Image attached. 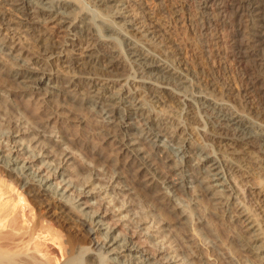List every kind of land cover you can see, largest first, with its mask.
I'll return each instance as SVG.
<instances>
[{
  "label": "bare ground",
  "instance_id": "1",
  "mask_svg": "<svg viewBox=\"0 0 264 264\" xmlns=\"http://www.w3.org/2000/svg\"><path fill=\"white\" fill-rule=\"evenodd\" d=\"M80 2L0 0V91L4 93L0 92L3 96L0 101L4 103L3 107L0 105V112L9 115L14 97L28 98L36 116L44 120L43 127L51 128L68 122L88 132L92 139L97 138L106 144L101 155L98 154L100 142L93 146L96 151L94 157H97L94 161L103 170L92 168L89 174H85L81 164L73 165L77 161L73 150L52 146L45 128L35 132L32 126H27L22 118L17 117L3 123L7 130L0 132V168L19 183L32 200L42 205L49 216L71 230L67 237L68 258L63 264H163L162 259L166 264H174L182 252L187 255L189 263L196 258H205L207 264H264V241L255 244L264 239L261 236L264 234L263 217L246 204L247 196L242 197L241 186L231 180L230 168H227V164H231L241 170L245 164L234 155L248 153L254 140L264 142V127L234 111L226 101H216L215 96L198 85L192 89L190 98H180L182 94L173 90L169 83L174 81L182 84L181 87L190 85L191 79L183 69L171 65L161 53L155 54L144 44L131 39L129 20L125 21L128 26L124 30L116 26V20H107L104 16L95 24L90 21L95 10L92 9L94 15L91 14L92 11ZM89 2L109 9L104 10L107 13H110L111 6H116L115 0ZM197 2L203 9L201 17L206 23L216 20L209 12L212 9L226 11L237 19V25L229 33L235 57L249 56L264 64V0ZM96 12L100 16L104 14L101 8H96ZM217 20L227 22L221 16ZM241 30L245 33V41L234 37ZM114 35L122 38V46L116 51L107 47ZM22 39L35 46L36 56H24L28 46L23 47ZM54 59L60 62L63 73L36 64L53 66ZM127 65L135 71V76L123 72ZM248 79L253 83L256 75L251 74ZM117 84L120 88L116 87ZM164 97L183 100L187 109L185 118L195 119L193 109L197 103L202 111H210L207 129H199L198 133L201 137L223 143V147L219 145L218 149L211 143L198 148V154L190 155L192 150L188 147V140L177 133L183 129L185 134H189L184 119L183 122L168 120L171 122L168 125V122L153 118L157 113L156 103L164 101ZM31 133L35 135L33 138H25V134ZM68 134L61 136L64 143L71 138ZM104 149L108 151L103 153ZM189 157L204 166L195 168L187 160ZM258 169L259 172L264 171V165ZM94 179L106 182L96 185L92 182ZM87 186L89 190H86ZM116 188L123 192L117 194L125 198L136 195L145 200L159 215L158 221L144 228L142 223L153 220L147 221L148 216H141L140 220L134 221L129 216L125 220L133 225L130 230L145 229V236L149 238L150 231L157 227V231L167 230L178 236L176 239L166 237L164 242L154 246L156 252H166L167 256L158 258L159 254L155 257L134 242L133 235L117 233L112 225L105 222L104 218L109 214L119 216L121 207L131 211L127 206L132 200L125 198L120 201L118 209L110 205L116 197L105 206L104 196L100 193H108L110 189L115 191ZM93 189L100 191L93 193ZM263 190L248 193H256L254 203L257 205L264 206ZM176 195L185 196L187 204L180 206L175 201ZM94 197L100 198L98 200H101L105 211L95 208L99 201L92 202ZM5 205L0 201V264H53V256L42 255L46 256L42 258L35 252L33 254L35 250L30 246L35 223L24 227L17 211L6 212ZM214 211L225 216L229 227L239 230L238 235L243 241L235 237L238 245L236 255L225 252L220 256L212 247L213 243L204 247L209 251L206 254L197 238L195 230L200 226L208 227V218L216 214ZM125 216L118 219L124 220ZM95 229L101 233L100 243L91 238ZM208 230L214 234L213 230ZM244 231L247 233L243 234ZM214 237L219 241L216 235ZM85 238H91L89 244L84 243ZM166 241L179 246V249L169 247L171 251H178L176 255L169 250L161 251L166 247ZM244 251H252L256 260L244 258ZM151 258L155 261H150ZM181 261L185 263L183 259Z\"/></svg>",
  "mask_w": 264,
  "mask_h": 264
},
{
  "label": "rangeland",
  "instance_id": "2",
  "mask_svg": "<svg viewBox=\"0 0 264 264\" xmlns=\"http://www.w3.org/2000/svg\"><path fill=\"white\" fill-rule=\"evenodd\" d=\"M79 1L83 3L82 4L80 2L83 7H86L88 11H92V9L95 10V16H90V21L94 22L95 24L97 23L98 18L102 19L104 16V18L107 20H116V26L121 30H124L128 26L125 21L129 20V25H132L131 35H129L131 39L138 41L142 45L144 44L145 47H148L155 54L157 53L160 55L161 53V55L165 57V60L171 63V65L183 69L182 71L186 73L189 80L191 79V84H186L185 86L181 87L182 84L178 85L174 81L169 83V86L173 90L182 94V96H179L180 98L183 99L186 96L187 98H190V93L193 92L192 89L198 85L202 90L204 89V91L208 92L212 97L215 96L214 98H216V101H226L229 107L234 109V111L241 112V114H244V116L246 115L245 117L250 119L255 124L264 127V64L260 60L249 56L243 57L242 59L235 57V49L229 33L231 30H233V27L237 25L238 21L237 19L233 18L232 15H229L230 13L226 11L219 12L217 9L209 10L211 15L216 17V20L212 23H206V21L201 17V11H203V9L199 7L197 0H115L116 6L113 5L110 7V13L104 11L109 9L101 5H94V3H90L89 0ZM96 8H101L103 10L104 14L101 15L102 17L98 14V12H96ZM91 14H93V11ZM124 16L126 17L125 20L122 19ZM219 16L225 18L227 22L220 23L219 20H217V17ZM244 23L245 22H243V24ZM240 24H242V22ZM115 36L116 35H114L112 40L107 45V47L111 48L113 51H116V48L122 46L121 36ZM17 37H20V35L18 34ZM234 37L241 41H245L246 39L244 31L236 33V36ZM23 41L22 43L20 42L24 45L22 46H28L26 47L27 53L24 56H27L28 58L36 56L38 52L37 49H35V46L29 43L27 40L24 42ZM121 58L123 59V57ZM52 63L53 66H45L43 63L36 64L38 67H52L55 70L60 71V73H63V68L61 65H59L60 62L57 61V59L52 60ZM125 69L126 70L123 71L124 73L130 75L131 77L135 76V71L132 69V67L127 65ZM144 74L145 76L149 77V74L146 72H144ZM251 74L256 75V79L253 83H250L248 79ZM155 82L161 83L159 80H155ZM117 86L120 88L119 84H117L116 87ZM1 93L4 94L3 92ZM1 93L0 97L3 98ZM142 94L143 96L145 95L144 91H142ZM14 98L10 105L12 110L9 115H4V113L0 112V132L7 130V127L3 123L9 118H22V120L27 123V126L30 125V127L32 126L31 128H33V130L35 129V132L42 129L44 130L45 128L44 132L50 135L51 142L53 144L52 145L50 143V145H57L56 147L60 146L61 148L67 147L68 149H72L77 160L75 164L73 163V165L81 164V167L85 170V174H89V169L92 168L100 170L102 169V166L98 165L95 163L96 161H94L97 157H94L96 151L93 149L94 144L100 142L98 144V148L100 147L98 154L101 155V149L104 148L103 146H106V144L102 143V140H98L97 138L92 139L88 132L80 129L79 126H74L68 122H64V124L56 127H43L45 122L44 120L41 121V119L36 116L35 111L33 110L35 108L30 103L31 100L21 97ZM164 98V101L156 103V108H154L156 109L155 112L157 111V113L154 114L153 118L166 123L171 119L172 122H179L177 120L183 122L184 119L189 134H185L183 129L177 130V133L184 139L188 140V147L190 150H192L190 155H194V153L198 154V148L211 143L216 144L215 147H218V149L219 145L220 147H223V143L217 142L214 138L201 137L200 133H198L200 132L199 129H207L208 122L211 118L210 111H202V109L199 108V104L197 103L198 106L196 104L193 109L195 119L185 118L184 111L187 109L185 107L186 105L183 103V100L176 101L173 98ZM0 105L2 106L4 103L2 102ZM144 106H148V104H144ZM168 125H171V122H168ZM175 126L176 125H174V127ZM57 127H59L60 130L63 129L62 133L59 132L60 130ZM85 127L88 128L87 125H85ZM34 133L25 134V138H33V136H35L33 135ZM63 134H68L71 137L67 143H64L65 139H63L64 137H61ZM178 139L182 140V138ZM254 141V144L249 147V152L247 151L248 153L234 155L236 158H239L241 161H243V164H245L241 170L236 165L231 164H227V168H230L228 173L231 180H234L238 186H241L240 189H242V197L247 196L248 200L245 201L246 204L250 205L251 208L253 207V211L259 213L260 217H263L262 222L264 227V206L254 203L257 200V198L254 197L257 196L256 193L264 189V171L259 172L260 169H258L260 166L264 165V142L261 140ZM92 149L94 151L93 153ZM107 151V149H104L103 153H106ZM108 153H110V150ZM187 160H189V163L192 166L194 165L195 168H201L204 166L201 164V162H198V160L193 157H189ZM108 170H110V168H108ZM43 171L46 173V170ZM109 172L111 173V171ZM10 177L11 176H8V174H6V172L0 168V201L4 205L6 204V212L15 209L14 211H17L20 223H22L21 225L24 227H28V225L32 226L35 223L36 228L31 235L32 244L30 246L33 248L32 250H35L33 251V254L35 252V255H38L42 258L46 257H43L42 255H50L51 257L53 256V264H63L68 258L67 237L71 231L70 228L67 229L68 227L65 224L61 222L59 223L53 219V217L49 216L45 208L42 207V205H40L38 202L32 200V198L22 188V186H20L19 183L14 182L12 177ZM92 182L96 185H100L99 183L105 184L106 180L100 181L94 179ZM115 185L116 183L113 182V186ZM89 189L90 187L87 186L86 190ZM99 191L100 189H93V193H97ZM254 191L256 192L254 195L248 194ZM117 193L122 194L123 192L116 188L115 191L110 189L108 190V193L100 194L101 196H104V204L109 202L113 197H116L115 200L110 201V205H115V209H118L120 201H124L125 197ZM87 194L91 193L87 192ZM176 196L178 198L176 197L175 201L180 203V206L187 204L185 196ZM98 199L100 198H91L92 202L94 203L99 201L98 203H95V208L99 209L100 211H105L106 208L102 206L103 204H101V200ZM125 199L128 201L132 200L131 205L127 206L128 210L131 211L127 212L124 209L125 207H121L119 212L122 213H118L119 216L109 214L104 218L105 222H108L110 225H112L117 230V233L121 232L133 235L132 240L137 242V244H139L149 253L155 255V257H157L159 254L160 255L158 258L167 256L166 252H156V250H154V246L164 242V240L170 236L173 239H176L175 237L178 236L171 235V231L168 232L167 230L157 231V227L150 231L151 238L145 236V233H147L145 229L141 230L140 228H133L130 230L133 225L130 226L131 223L125 220L129 216H131L134 221L136 219L140 220L141 216H148L146 217L148 218L147 221L153 220V222L142 223V228H144L149 225L152 226L155 220L158 221L159 215L157 211H153L151 209L148 202L141 200L136 195L130 199L127 197ZM105 206H108V204L106 203ZM259 207L260 209H258ZM214 212L216 213L217 211ZM124 214L126 215V218L124 217V220H119L118 218L123 217ZM221 214L218 212L214 216L210 215L208 218V227H198L195 230L196 236L201 242L203 248L213 243L212 247H215V251L218 252L220 256H224L225 252H230L233 255H236L238 252V245H236L237 241L235 237L241 242L243 240L240 238L241 236L238 235L239 230L237 231L236 229L229 227V223L224 220L225 216H221ZM157 226H159V224ZM167 228L168 227H164V229ZM208 229L213 230L214 234H212V231ZM245 233L247 232L244 231L243 234ZM163 234L165 237L161 238L160 236ZM215 235L218 237L217 239H219V241L215 240ZM261 236H264V234ZM99 237H101V233L97 232L96 229L92 230L91 238H94L95 241L100 243L101 238ZM91 238H85L84 243L89 244ZM232 239H235V241L232 242ZM262 240L264 241V239H261V241L255 242V244H261V242H263ZM165 244L166 247L161 249V251L169 250V252L174 255L178 253V251H171L169 248L173 247V249H179V246H177L176 243H170L169 241H166ZM204 251L206 254L209 253L207 248H204ZM181 254H178L179 257L177 256V260L179 262L177 261L174 264H183L184 262L181 261L182 259L185 261L184 264H207L204 262L205 258L201 260L196 258L194 262L189 263L187 262V255H185L184 252ZM244 254V258L248 257L249 259H247L250 261L256 260L252 251H244ZM150 261L154 262L155 259L151 258ZM162 261L163 262L161 263L164 264V259H162Z\"/></svg>",
  "mask_w": 264,
  "mask_h": 264
}]
</instances>
